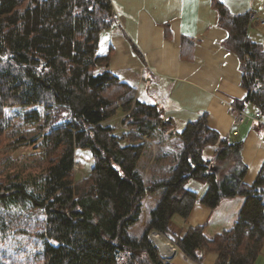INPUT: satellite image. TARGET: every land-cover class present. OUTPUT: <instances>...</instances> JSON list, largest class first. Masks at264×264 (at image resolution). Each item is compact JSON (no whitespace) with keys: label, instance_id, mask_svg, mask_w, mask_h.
Returning <instances> with one entry per match:
<instances>
[{"label":"trees","instance_id":"16d2710c","mask_svg":"<svg viewBox=\"0 0 264 264\" xmlns=\"http://www.w3.org/2000/svg\"><path fill=\"white\" fill-rule=\"evenodd\" d=\"M211 5L247 91L234 105L264 114V47L248 33L251 12L233 13L221 0ZM112 10L111 0H0V148L9 136L38 142L43 163L0 182V264H173L151 231L196 264L208 253L216 254L212 264H253L264 244V161L245 183L243 138L222 136L206 112L177 130L157 102L111 71L113 49L102 47V33L114 23ZM7 109H20L12 133ZM119 115L125 130L106 122ZM172 138L173 164L145 184L139 164L150 140ZM76 152L91 160L80 180ZM167 154L158 147L151 166ZM191 179L208 185L203 195L186 188ZM149 195L157 202L143 232L132 235ZM234 196L244 198L237 219L212 237L203 225L172 221L187 218L195 203L213 209Z\"/></svg>","mask_w":264,"mask_h":264},{"label":"crops","instance_id":"0c3cea01","mask_svg":"<svg viewBox=\"0 0 264 264\" xmlns=\"http://www.w3.org/2000/svg\"><path fill=\"white\" fill-rule=\"evenodd\" d=\"M211 1L111 0L118 21L114 19L103 31L102 47L110 45L113 49L109 69L136 86L144 100L157 102L163 114L175 121L177 130L206 112L208 125L222 136L243 138V181L252 184L264 161V114L259 120L234 124V102L243 99L247 91L240 84L237 56L221 44L227 32L218 26ZM221 1L233 13L250 11L264 17V0ZM248 31L264 47V22H255ZM247 107L251 114L256 110ZM146 172L145 184L159 177L157 166L151 163ZM207 187L195 179L186 184L200 196ZM157 199V195H149L144 200L148 217ZM243 202L241 196L224 198L213 209L195 203L187 218L175 214L172 221L177 227L203 225L206 235L212 237L233 226ZM171 251L173 264H196L185 258L176 245L167 253ZM215 257L208 253L202 264H212ZM253 264H264V244Z\"/></svg>","mask_w":264,"mask_h":264},{"label":"rangeland","instance_id":"374dc122","mask_svg":"<svg viewBox=\"0 0 264 264\" xmlns=\"http://www.w3.org/2000/svg\"><path fill=\"white\" fill-rule=\"evenodd\" d=\"M19 112L20 109L6 110L5 113L8 116V118H10L9 127L7 129L8 132L12 133L14 129L13 127L19 125L20 123ZM122 117L123 115H119L109 119L106 122L114 126L116 130H122V129L125 130L126 127L124 124H122ZM43 128H44L43 129L44 132L48 129L45 126H43ZM181 129L182 128H178V130ZM40 134L34 135L33 139L34 140L35 138L37 139V137ZM15 140L16 139L14 136L12 137L9 136V139H6L5 141L6 144L4 145V147L0 148V182H3L4 180L8 179V176L13 175L17 171H20V173L23 175L38 172L43 165L41 147L39 146L38 142L37 143L34 141L14 142ZM150 141H151L149 147L150 151L148 150L147 154L144 156V158L141 160L139 164L140 171L143 174L144 182L147 179L146 168L149 165V163H151V165H154V163H152V160L153 157L158 152V147L161 148L162 150L164 149L166 152L169 153L167 154V158L164 159L162 163H159L157 165L158 175L159 174L163 175L164 172H166L168 168L173 164V157L176 153L177 141L174 138H172L169 141H162V142H159V140L157 139H152ZM158 142L160 143V146ZM205 156H207V152L205 153ZM75 157H76V162L74 164L73 173L75 179L80 180L81 177L87 174L91 164L90 163L91 160L87 157L86 153L76 152ZM144 208H146V206H144L143 204V208L141 209V216L139 220L129 227V233L132 235L139 236L143 231L145 222L147 221L148 218L147 212L145 211L146 209L143 210ZM162 237L169 241V239L166 236H162ZM169 243L173 247H175V245H173L170 241Z\"/></svg>","mask_w":264,"mask_h":264},{"label":"built area","instance_id":"2783aa9c","mask_svg":"<svg viewBox=\"0 0 264 264\" xmlns=\"http://www.w3.org/2000/svg\"><path fill=\"white\" fill-rule=\"evenodd\" d=\"M113 17L115 20L118 21V16L116 13H113ZM255 22H260V23H263L264 22V17H260L258 16L257 13H251L249 15V18H248V27L249 26H252L253 24H255ZM261 115V111L256 109L252 114L248 111V107L247 105H242L240 106L238 109H237V113L235 115V118H234V124L235 125H238L240 124L241 122L245 121V120H249V119H252V120H259V117ZM173 244V243H172ZM174 245V244H173Z\"/></svg>","mask_w":264,"mask_h":264},{"label":"bare ground","instance_id":"6f19581e","mask_svg":"<svg viewBox=\"0 0 264 264\" xmlns=\"http://www.w3.org/2000/svg\"><path fill=\"white\" fill-rule=\"evenodd\" d=\"M162 236L163 235L160 233H156V232L153 233V238L156 241L157 245L159 246V249H160L162 255L170 256V254L173 251H171L169 253H167V252L170 250L171 247L174 250V247L169 243L168 240L164 239Z\"/></svg>","mask_w":264,"mask_h":264},{"label":"water","instance_id":"95a60500","mask_svg":"<svg viewBox=\"0 0 264 264\" xmlns=\"http://www.w3.org/2000/svg\"><path fill=\"white\" fill-rule=\"evenodd\" d=\"M211 168H214V166H211ZM154 232L158 233L157 231H151V232H150V237H151L152 240L155 242V244H156V246H157V248H158V252H159L160 256H161L163 259H165V260H167V261H170V259H171V255H170V256H164V255H162V253H161V251H160V249H159V246L157 245L156 241H155L154 238H153V233H154Z\"/></svg>","mask_w":264,"mask_h":264}]
</instances>
